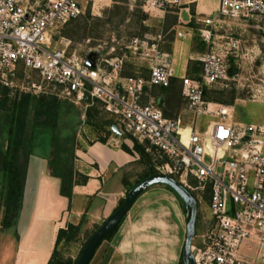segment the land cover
<instances>
[{
    "label": "built area",
    "instance_id": "2783aa9c",
    "mask_svg": "<svg viewBox=\"0 0 264 264\" xmlns=\"http://www.w3.org/2000/svg\"><path fill=\"white\" fill-rule=\"evenodd\" d=\"M182 2L142 0L147 11L179 8ZM82 14L76 0H0V83L8 87L11 79L27 81L34 74V90L51 87L76 104L99 103L121 133L153 155L157 175L185 188L196 208L207 203L211 219L203 220L200 244L190 246L194 264H251L240 250L255 232L264 246V120L236 122L233 108L205 99L208 88L226 79L225 49L195 59L201 65L198 77L178 78L183 109L167 118L150 95L177 78L170 57L160 50L161 38H133L111 44L106 53L97 46L80 56L70 52L72 42L62 31ZM219 18H264V0H219L216 16L202 22L210 28L201 31L206 44ZM91 53L93 67L87 63ZM129 58L142 61L147 76H122ZM201 117L214 119L203 132Z\"/></svg>",
    "mask_w": 264,
    "mask_h": 264
},
{
    "label": "crops",
    "instance_id": "0c3cea01",
    "mask_svg": "<svg viewBox=\"0 0 264 264\" xmlns=\"http://www.w3.org/2000/svg\"><path fill=\"white\" fill-rule=\"evenodd\" d=\"M76 1L80 4L81 0ZM94 1L93 10L100 16V9L95 8L98 1ZM218 8L219 0H183L179 8L147 11L140 0V12L130 11L126 17V22L132 21L137 26V35L122 39L123 44L133 38L160 37V50L171 62L173 54L178 61L182 58L185 61L181 75L173 68L177 78L171 81L168 92L158 88L150 92L167 118L177 116L183 109V106L166 109V102L170 103L173 95L181 98L178 78L187 76L188 62L195 60L191 56L194 36L210 29L202 22L216 16ZM127 66H140V71L132 75L148 74L142 61L129 58L122 73L124 77L132 76L125 74ZM74 169L88 179L85 184L73 187L70 201L60 195V180L50 175L47 154L31 155L16 224L0 232V264H48L59 230L66 229L69 224L81 230L101 226L122 204L128 192L145 179L146 172L136 153L124 152L112 140L93 142L76 154ZM186 222L185 205L179 197L165 185L152 186L137 198L120 223L107 243L111 249H103L107 242L104 241L89 264H180Z\"/></svg>",
    "mask_w": 264,
    "mask_h": 264
},
{
    "label": "rangeland",
    "instance_id": "374dc122",
    "mask_svg": "<svg viewBox=\"0 0 264 264\" xmlns=\"http://www.w3.org/2000/svg\"><path fill=\"white\" fill-rule=\"evenodd\" d=\"M96 2L95 8L100 9V16H97L93 10L94 0H81L82 16L67 25L62 31L65 32L63 36L72 42L71 53L84 56L90 48L94 49L97 46H101L102 51L106 53L111 44L115 42L122 43V39L137 35V26L132 21L126 22V17L130 11L133 13L140 12V0H96ZM105 7L108 8L105 9ZM210 18L213 19L214 17L211 16ZM219 20L212 31L210 44H205L201 34H196L193 45H191L193 59L212 50L222 51V49H225L227 52L226 79L208 88L206 90L207 97L209 100L216 99L219 102L210 103L233 108L234 121L236 122L260 123L264 119V18H219ZM232 43L237 46L235 51L230 50V44L232 45ZM171 58L173 68H175L178 75H181L184 70V59L178 61L174 54ZM189 66L191 67V73L186 75L198 77L201 65L195 60H191L188 62L187 71ZM136 71H140V66L139 68L138 66L137 68L127 66L125 74L132 75ZM11 80L12 85L8 86L9 97L11 98L28 94L34 98L44 96L49 101L57 100L59 105L57 121L59 127L63 129L59 135L62 139L61 143L64 142V138L69 139L65 146L63 144V147L66 148L64 157H73L74 163L76 154L104 137L106 140H112L114 144L116 141L120 148L122 145L131 147L134 141L140 144L136 138L129 135H125V139H120L112 132L111 128L104 126L106 120L112 119L103 113L99 106H96L98 113L94 111L88 119L86 117L87 106H84V104H76L73 101L59 97L58 92L51 87H42L40 90L32 89L31 82L36 83L38 80L34 74H30V80L27 81L20 77ZM171 98L170 103L166 102V109L169 106L178 108L183 106L180 96L173 95ZM33 107L34 104L32 109ZM31 113L34 115L33 110H31ZM213 120L207 117L199 118L201 126L199 131L203 132L209 122ZM42 121L43 117H40L38 122L42 123ZM89 122L90 124H88ZM186 125H189V121ZM32 136L35 143L33 153L40 156L46 154L49 156V135L44 130L36 129L33 131ZM151 158L152 169H155L158 163L153 155H151ZM138 165L140 166V161ZM138 168L140 175V167ZM185 216L186 218L189 216V209L186 206ZM210 219L211 213L207 203L196 208L195 236L191 241V245L198 246L200 244V235L205 231L203 220L208 221ZM99 227L100 225H94L84 230L80 228L74 242L67 245L61 244L58 252L61 254L62 259L75 261L80 256L79 254L89 238ZM260 239L261 235L255 232L254 238L241 247V255L251 264H264V246H261ZM108 242L103 244V249H111L107 244Z\"/></svg>",
    "mask_w": 264,
    "mask_h": 264
},
{
    "label": "trees",
    "instance_id": "16d2710c",
    "mask_svg": "<svg viewBox=\"0 0 264 264\" xmlns=\"http://www.w3.org/2000/svg\"><path fill=\"white\" fill-rule=\"evenodd\" d=\"M62 35H65V32H62ZM190 70L191 67L189 66L188 74L191 73ZM164 91L168 92L169 89H164ZM205 99L208 102L219 103L216 99L209 100L207 91H205ZM85 102L84 106L87 105L86 117L90 119L94 111L98 113L96 106L100 108V105L97 102L90 103L89 99H86ZM31 110H33L34 115ZM58 110L59 105L56 99L49 101L44 96L34 98L28 94L11 98L8 87L0 83V232L15 226L22 208L28 164L35 149L32 136L34 130H44L49 135L48 169L51 176L60 180V195L71 201L73 187L76 184H85L88 179L75 171L73 157H64L66 148L63 147V144L65 146L69 139L64 138V142L61 143L62 139L59 135L63 129L59 127L57 121ZM40 117H43L42 123L38 122ZM111 119L106 120L104 126L111 128L116 125L114 119L112 117ZM106 141L104 137L98 142L106 143ZM145 148L137 141L133 142L131 149L126 145L121 146V150L124 152L130 155L136 153L139 156L146 167L144 178H147L157 175V173L152 169V158L145 151ZM119 225L105 237L100 245L112 238ZM79 229V226L69 224L66 229L59 230L55 248L48 264H76L78 258L75 261L63 260L58 248L61 244L67 245L74 242ZM180 264H183L182 259Z\"/></svg>",
    "mask_w": 264,
    "mask_h": 264
},
{
    "label": "water",
    "instance_id": "95a60500",
    "mask_svg": "<svg viewBox=\"0 0 264 264\" xmlns=\"http://www.w3.org/2000/svg\"><path fill=\"white\" fill-rule=\"evenodd\" d=\"M94 53L88 55L87 63L93 67L90 57L94 56ZM112 132L119 136L121 139H125V134L121 133L119 128L114 125L111 127ZM155 185H165L169 187L189 209V216L186 218V239L182 251V263L194 264L193 257L190 253V246L193 237L195 236V222H196V203L190 193L179 185L174 179L164 175H152L133 187L123 200L122 204L114 211V213L107 218L102 225L92 234L83 248L80 256L77 259L76 264H89L94 252L100 243L108 236L113 230L122 222V220L128 214L130 208L137 200V198L148 188Z\"/></svg>",
    "mask_w": 264,
    "mask_h": 264
}]
</instances>
